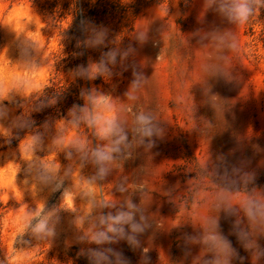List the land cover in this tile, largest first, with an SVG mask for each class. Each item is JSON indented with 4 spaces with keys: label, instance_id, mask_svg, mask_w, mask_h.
<instances>
[{
    "label": "rangeland",
    "instance_id": "374dc122",
    "mask_svg": "<svg viewBox=\"0 0 264 264\" xmlns=\"http://www.w3.org/2000/svg\"><path fill=\"white\" fill-rule=\"evenodd\" d=\"M70 1L0 0V23L12 22L15 26L25 18L35 20L36 27L29 29V32L41 42L44 58L37 69V78L50 85L48 95L63 91L62 98L55 106L32 114V119L38 122L36 128L42 132L47 145L54 134L53 122L65 116L73 104L78 105L75 94L72 98L64 97V92L78 83L84 89L96 87L110 91L117 96V103L130 104L131 102L122 98L132 79L131 67L119 76L114 74L108 82L101 78L91 82L79 78L73 81L71 70L78 65L86 66L90 59H99L101 52L115 46L111 43L114 39L119 42L122 38L119 44L121 48L131 44L136 54L126 63L136 64L137 70L143 71L146 77L133 110L151 112L157 119L165 121V133L162 138H153L155 145L149 151L137 149L134 158L121 161L113 176L102 185L104 196L119 201L125 197L123 194L113 196L110 191L112 185L121 177L129 178V184L131 179H140L144 186L140 202L152 228L138 235L139 247L130 246L124 240L105 247L121 253L127 264H143L145 257L147 264H191L192 259L199 254L203 255L205 250L199 244L185 243L184 237L199 235L200 228H194L190 222L171 227L189 218L195 222L197 216H216L218 213L209 207L215 190L210 177L200 178L201 186L196 188L198 178L195 172L189 170L198 169L210 155L220 165L218 171L222 172L224 167L229 170L237 167L251 172L254 179L249 184V189L255 187L264 190V9L249 24L234 26L224 22L212 9L204 13L202 0H191L188 4L180 0L175 7L170 0L172 15L167 16L164 21L157 18L164 17L163 8L169 0H161L158 5V0H85L104 4L110 9L111 5H115V10L90 20L92 26L107 30L106 47L87 48L86 58L83 59L82 54V59L75 62L71 39L65 35L72 21V13L68 7ZM163 23L167 27L158 37L157 30ZM148 26L150 39L145 44L140 45L131 39L130 36L137 28L147 30ZM212 29H223L237 36L241 52L225 53L227 59L224 68L226 72L234 69L236 78L240 80L226 83L222 79H209L207 84L211 85V90L205 94L203 88L206 85L200 83L206 80L207 75L201 71V65L215 63L217 53L210 43L202 45L192 35L198 30ZM0 49V81L21 74L23 69L19 67V61H16L18 51L13 44L12 34L2 27ZM139 62L144 64L142 68ZM117 71H120L119 66L113 69L114 73ZM193 83L197 84L192 86ZM178 93L187 98L188 110L172 103ZM212 94L217 95H213L211 99L219 102L216 113L208 102V97ZM194 103L195 117L192 114ZM30 107L31 101H25V110ZM19 111L17 109L12 114ZM128 118L130 120L131 116ZM196 119L200 121L201 128H207L206 134L200 135L192 130L196 127ZM45 121L49 123L47 131L43 129ZM79 134L87 135L83 128L79 130ZM13 140L11 147L15 148L18 140L14 143ZM46 153L47 147L39 154ZM218 157L224 158L223 163ZM57 158L63 166L69 164L74 169L79 167L75 162L66 161L63 153H59ZM92 172L90 165H85L81 170L84 176L91 175ZM20 178L18 174V182ZM212 179L216 180L218 177L213 176ZM71 183V179H65L64 186H70ZM170 188L177 191L172 199L178 207L163 196L162 190ZM59 197L60 191L51 192L45 187L39 193L38 200H46L47 206L52 207L59 202ZM24 199L28 203L37 202L36 197L31 201L27 193ZM132 199L134 203H139V194L134 193ZM20 206H24L23 201ZM80 207H83V203ZM18 210L16 201L0 194V254L3 256L14 244V219ZM59 216L57 235L51 241H30L33 246L29 251L35 254L34 264H88L87 256L78 253L81 249L86 252L89 247L97 246L77 243L76 230L70 224L72 214L61 211ZM234 219L225 218L223 212L219 214L220 230L231 241L237 253L232 264H253L252 250H246L231 231ZM25 239L29 238L25 236ZM257 243L264 250V235L257 237ZM145 247L149 249L147 253L142 251ZM203 258L211 259L212 254L205 253ZM256 264H264V256Z\"/></svg>",
    "mask_w": 264,
    "mask_h": 264
},
{
    "label": "clouds",
    "instance_id": "9594fccd",
    "mask_svg": "<svg viewBox=\"0 0 264 264\" xmlns=\"http://www.w3.org/2000/svg\"><path fill=\"white\" fill-rule=\"evenodd\" d=\"M160 2L158 0L157 5ZM183 2L188 4L189 0ZM169 3L170 0L163 8L164 17L157 19L164 21L172 15ZM179 3L180 0H175V4L171 0L174 7ZM202 6L205 8L204 13L212 9L228 25L241 26L249 24L259 15L260 10L264 9V0H202ZM0 27L12 34L13 44L18 51L16 61H19V67L23 69L21 74L0 81V149H6L0 151V194L16 201L19 209L14 219L13 247L0 259V264H34L35 254L29 251L33 246L30 241H51L57 235L61 211L72 214L70 224L76 230L77 243L97 246L89 247L86 252L81 249L78 253L87 256L88 264H127L121 253L105 245L124 240L130 246L139 247L138 235L152 228L140 202L144 186L140 179H131L129 184V178L121 177L110 189L113 196L123 194L125 197L116 201L104 196L102 185L113 176L121 161L134 158L137 149L149 151L155 145L153 138H162L165 133V121L157 119L151 112L133 110L140 89L146 82L143 71H138L136 64L126 63L130 57L135 56L134 47L130 44L121 48L119 44L122 38L119 42L114 39L111 43L115 46L101 52L99 59H90L86 66L78 65L71 70L73 81L79 78L91 82L101 78L108 82L114 74L119 76L131 67L132 79L122 98L131 103H117V96L110 91L96 87L81 88L79 98L83 104H73L65 116L53 122L54 134L45 145L43 134L37 130L32 114L55 106L63 91L50 96L47 94L50 85L37 78V69L44 58L41 42L29 32V29L36 27L35 20L25 18L15 26L12 22L0 23ZM166 27L164 23L161 25L157 30L158 37ZM223 29L198 30L192 35L202 45L210 43L217 53L215 63L201 65V71L207 75L206 80L200 83L206 85L203 88L205 94L211 90V85L207 84L209 79H222L226 83L240 80L236 78L234 69L226 72L224 64L227 59L225 53L239 54L241 44L234 33ZM82 31L86 35L83 41L77 40V47L81 44L92 49L106 47L105 28L92 26L88 22L82 24ZM130 37L140 45L145 44L150 39L149 26L147 30L137 28ZM139 63L142 68L144 64ZM117 66L120 71L114 73L113 69ZM190 93L195 101L193 93ZM213 95L217 94L210 95L208 102L216 113L219 102L211 99ZM25 101H31L28 110L24 108ZM172 103L185 110L189 108L187 98L179 93ZM17 109L20 111L13 115ZM192 109L195 117V103ZM48 128L49 123L45 121L43 129L47 131ZM81 128L87 135L79 134ZM192 130L200 135L207 133V128H201L198 120ZM13 139L18 140L15 148L11 147ZM45 147L47 153L40 155ZM59 153H63L66 161L75 162L79 167L74 169L69 164L63 166L57 158ZM217 159L223 163V157ZM85 165L92 167L91 175L81 174ZM219 167L209 155L208 160L198 169L189 170L195 172L198 178L196 188L201 186L200 178L210 177L215 190L209 207L218 215L197 216L195 222L189 218L171 228L186 222H190L194 228H200L199 235L184 237L185 243L199 244L205 250L203 255L194 257L191 264H232L237 253L231 241L220 230L219 214L223 212L225 218H235L231 231L246 250H252L253 264H256L264 256V250L257 243V237L264 235V190L255 187L249 189L254 179L253 173L237 167L230 170L224 167L220 172L217 170ZM18 174L21 176L19 182ZM213 176L218 179L213 180ZM65 179H71L70 186H64ZM45 187L51 192L60 191L59 202L52 207L47 206L46 200H38L39 193ZM162 192L178 207L172 199L177 192L175 188ZM26 193L31 201L36 197L37 202H26ZM134 193L139 194V203L133 202ZM21 201L24 206H20ZM81 203L83 207H80ZM25 236L29 239H25ZM148 250L146 247L142 249L144 253ZM205 253H211L212 258L204 259ZM143 264H147L146 257Z\"/></svg>",
    "mask_w": 264,
    "mask_h": 264
},
{
    "label": "trees",
    "instance_id": "16d2710c",
    "mask_svg": "<svg viewBox=\"0 0 264 264\" xmlns=\"http://www.w3.org/2000/svg\"><path fill=\"white\" fill-rule=\"evenodd\" d=\"M191 1V0H189ZM69 9L72 13V21L65 32V35H68L71 39V48L74 54L75 62H78L79 59L86 58L87 48L82 44L77 47V40L83 41L85 38V33L82 31V24H87L93 18H98L108 14L110 11L115 10V5H111V9L99 3H93L85 0H71L68 4ZM81 90V83L75 85L68 91L64 92V97L72 98L75 94L77 96L78 105H82V99L79 98V92ZM56 93H53L54 95ZM62 98V95L59 99ZM38 122L35 121V126ZM16 142V139L13 140V143ZM3 255L0 254V259H3Z\"/></svg>",
    "mask_w": 264,
    "mask_h": 264
}]
</instances>
